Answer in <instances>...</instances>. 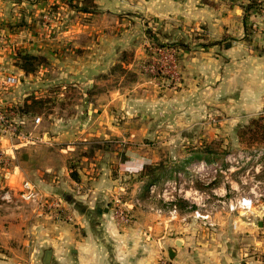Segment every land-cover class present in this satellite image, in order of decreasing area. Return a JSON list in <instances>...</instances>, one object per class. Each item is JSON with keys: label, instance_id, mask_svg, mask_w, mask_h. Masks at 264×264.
I'll return each instance as SVG.
<instances>
[{"label": "crops", "instance_id": "crops-1", "mask_svg": "<svg viewBox=\"0 0 264 264\" xmlns=\"http://www.w3.org/2000/svg\"><path fill=\"white\" fill-rule=\"evenodd\" d=\"M34 1L0 0V104L22 105L53 85L71 102L40 115V123L34 121L38 115L12 117L24 134L0 132V188H21L29 180L40 196L63 201L69 216L38 208L25 214L24 207L12 215L1 204L0 264H161L163 258L173 264H264L249 252L250 242L264 250L262 231L242 215L215 226L185 222L179 208L174 220L173 209L146 203L132 211L130 224L114 213L121 174L135 175L154 162L142 148L173 142L172 132L184 143L179 133L192 130L194 116L202 115L194 101H208L216 116H251L264 107V13L251 10L246 18L249 0H95L97 12L84 14L85 23L49 38L20 25L12 8ZM147 26L188 42L179 49L177 87L153 83L138 67L150 43ZM196 33L209 41L225 34L233 40L229 47H202L204 39H191ZM16 49H31L49 62L27 74L15 64ZM120 63L136 79L115 70ZM11 70L19 83L3 92ZM133 185L134 194L139 186Z\"/></svg>", "mask_w": 264, "mask_h": 264}, {"label": "rangeland", "instance_id": "rangeland-1", "mask_svg": "<svg viewBox=\"0 0 264 264\" xmlns=\"http://www.w3.org/2000/svg\"><path fill=\"white\" fill-rule=\"evenodd\" d=\"M77 2L79 0H39L12 5V8L18 9L21 15L20 25L24 23L27 26L31 25L41 33L48 34L50 38L53 35L63 34L73 27H80L79 25L89 18L85 15L97 12L98 5L91 12H83L76 7ZM160 39L166 41L164 37ZM151 45L150 40L148 47ZM18 51L20 49H16V56ZM27 51L33 53L31 49ZM43 56L46 61L42 66H45L49 60L46 55ZM11 72L15 75V72L12 70ZM149 79L156 84L166 83L169 87H177L180 82V78L169 81L164 79L162 82L150 77ZM128 84L122 83L123 86ZM11 87L6 86L2 91L8 93ZM60 92H63L62 99L54 104L42 106L36 115L47 117V113L54 108L60 109L69 104L71 102L69 96L62 88ZM13 104L20 106V103ZM193 107L198 108L202 115L194 116L193 120L198 123L194 125L195 127L190 126L192 130L179 133L181 138L183 135L184 143L176 140V132H172L175 133L171 138L173 142L142 148V152L154 156L155 160L150 162L151 164L162 163L163 175L158 180L149 182L140 177L139 171L135 175L121 174L119 179L121 202L130 203L138 197L141 199V204H153L171 210L175 203L187 199L189 206L185 209L179 207L185 222L203 221L217 226L224 225L225 221H239L242 215L244 219L249 220L251 226L262 231L261 236H264V107L257 114L243 117L232 114L211 115L213 109L210 110V107L213 106H209L208 101H194ZM41 111L46 114L43 115ZM253 119H259L260 123L253 124ZM201 125H211V127L205 128ZM124 148L120 149L122 157L125 156ZM207 157H212L211 161L208 162ZM133 184L139 186L134 194L130 192V185L134 186ZM21 188L10 184L0 188V205L8 206L9 214L20 215L22 211L20 209L24 207L27 209L25 214H28V210L33 211L38 208L44 212L56 213V217L69 216L67 215L69 212L62 205L63 201L48 196H40L38 200L32 201L22 196ZM165 188L169 191L163 196ZM6 191L9 195L4 197ZM242 198L248 199L250 204L247 207L235 206ZM53 201L59 205L50 206ZM230 204L234 208H230ZM176 215L175 212L174 220ZM249 248L250 253L260 255L264 260V250L255 249L253 242H250Z\"/></svg>", "mask_w": 264, "mask_h": 264}, {"label": "trees", "instance_id": "trees-1", "mask_svg": "<svg viewBox=\"0 0 264 264\" xmlns=\"http://www.w3.org/2000/svg\"><path fill=\"white\" fill-rule=\"evenodd\" d=\"M201 1L206 4H211V5L214 4L212 0H201ZM77 3L78 5H76V7L83 12H91L95 10V8L97 7V3L95 0H79V2ZM263 8H264V1L249 0V2H247L244 5V11H245L246 18L249 16L251 10H255L258 13H261ZM145 32H146L147 37L151 40L152 45L151 47L146 48V56L139 61L138 67L142 73L147 74V76H149L150 78H153V79L156 78L158 79V81L162 82L165 79V75L161 73L152 74L148 71H145L143 67L151 63L152 58L156 56L157 54V49L161 47L175 48L176 56L179 59V56H180L179 49L188 48L187 47L188 43L186 42L184 37L173 36L172 34L164 32V30L159 29V28L147 26L145 29ZM160 37H164L166 41H161ZM191 39L195 41L199 39H204L205 41L198 42V44L202 47H207V46L214 45V44H218L221 47H229L233 40L231 37H229L228 34H225L223 38L220 40L209 41L207 38V35L203 33H199V34L196 33L195 35L193 34ZM123 55L125 58V54ZM45 61H46V58L41 54L30 53L29 51L25 49H22L17 52L16 65L19 68H21L24 72H26L27 74L35 73L43 65ZM115 70H117L118 72H121L122 74H125L126 77H129L131 81L136 79L137 77L136 73L128 71L126 67H123L122 63L117 64L115 66ZM60 88H61L60 85L50 86L48 90L49 93H47V95L36 97L35 94L32 93L26 97L22 105L17 106L13 104V105H8L7 108L14 110L16 112V115H19V116L36 115L37 113H39V110L42 109L41 108L42 106L54 104L63 98V96L60 93ZM41 113H43V111H41ZM252 123L257 125L260 122H259V119H253ZM19 129H20V126H19ZM206 159L209 162L211 161L212 157H207ZM161 166H162V163H159V164L146 163L142 167V169L139 171V175L142 179H146L149 182L156 181L163 175V172H161ZM71 168H72V171H71L72 177L78 180L79 174L77 171V163L72 162ZM175 205L177 206V208L180 207L182 209H185L187 206H189L188 202H184L182 200L178 203H175Z\"/></svg>", "mask_w": 264, "mask_h": 264}, {"label": "built area", "instance_id": "built-area-1", "mask_svg": "<svg viewBox=\"0 0 264 264\" xmlns=\"http://www.w3.org/2000/svg\"><path fill=\"white\" fill-rule=\"evenodd\" d=\"M262 13H264V8L262 9ZM145 71H148L152 74L161 73L165 75V80L170 79H179L180 78V62L176 56V49L172 47L168 48H158L157 54L152 58L150 64L143 67ZM153 79V78H152ZM156 79V78H154ZM18 83L17 76L13 74H7L4 76L2 80V85L5 88L6 86H14ZM16 115L14 110L8 109L7 106L0 104V132L8 134L10 136L24 134L19 129V125L12 120V117ZM35 123H40L41 116H35ZM0 160L3 161V156L0 153ZM155 184V183H154ZM153 184H151L152 186ZM155 186V185H153ZM152 191V190H151ZM168 188L163 190V196L167 195ZM179 191H182L179 189ZM21 194L24 198L36 201L40 198V193L33 182L29 180H24L22 183ZM195 194V192H194ZM9 195V192L6 191L3 196L6 197ZM114 200L116 202V206H114L115 216L118 218L120 222L123 224H130L133 220L132 211L136 208V206L141 205V199L136 197L132 202H121L119 195ZM121 202V203H118ZM115 204V203H114ZM250 204V201L246 198H242L240 201L236 203L237 207H247ZM59 205L58 203H51L50 206L56 207ZM230 208H234L232 204H230ZM173 211H177V206L173 205ZM161 264H173L169 258H163Z\"/></svg>", "mask_w": 264, "mask_h": 264}, {"label": "water", "instance_id": "water-1", "mask_svg": "<svg viewBox=\"0 0 264 264\" xmlns=\"http://www.w3.org/2000/svg\"><path fill=\"white\" fill-rule=\"evenodd\" d=\"M170 257H174V254H170Z\"/></svg>", "mask_w": 264, "mask_h": 264}, {"label": "bare ground", "instance_id": "bare-ground-1", "mask_svg": "<svg viewBox=\"0 0 264 264\" xmlns=\"http://www.w3.org/2000/svg\"><path fill=\"white\" fill-rule=\"evenodd\" d=\"M203 165V164H202ZM205 167V166H204ZM200 170H203V168H200Z\"/></svg>", "mask_w": 264, "mask_h": 264}]
</instances>
